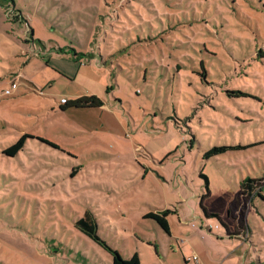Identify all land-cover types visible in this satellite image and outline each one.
<instances>
[{
  "label": "rangeland",
  "instance_id": "374dc122",
  "mask_svg": "<svg viewBox=\"0 0 264 264\" xmlns=\"http://www.w3.org/2000/svg\"><path fill=\"white\" fill-rule=\"evenodd\" d=\"M261 195L264 0H0V264H264Z\"/></svg>",
  "mask_w": 264,
  "mask_h": 264
},
{
  "label": "trees",
  "instance_id": "16d2710c",
  "mask_svg": "<svg viewBox=\"0 0 264 264\" xmlns=\"http://www.w3.org/2000/svg\"><path fill=\"white\" fill-rule=\"evenodd\" d=\"M22 16V12H20ZM203 68H205L203 66ZM205 71V69H204ZM206 71L203 73L205 75ZM229 96L233 97H252V94L240 89H233L227 91ZM103 105V101L100 97L96 95H85L75 99H66L63 103H61L60 107H71V106H101ZM34 136L33 134L24 133L15 143L11 144L7 148H5V154L9 156H15L22 148L24 147L27 138ZM257 142L247 143V144H237V145H215L211 147L209 150L205 152V157L210 158L214 155H218L224 153L231 149H240L247 148ZM203 175V174H202ZM206 179L207 190H209V178L207 175H203ZM261 178H252L246 177L242 180L240 185V190L247 191L248 194H252L257 188V182L260 181ZM238 193V194H239ZM262 196V195H261ZM264 199V196H262ZM172 212L171 209L162 210L160 212H149L146 214L147 217L154 218L161 225V227L166 231L170 232V225L167 220L168 215ZM208 214V213H207ZM209 215V214H208ZM77 224L81 226L83 232H85L89 237L97 241L99 244L104 246L107 250H109L113 255L112 264H141L140 258L138 254L133 255L130 258H125L122 256L117 250L112 248L98 233V227L95 220L89 214V211H86L84 216L77 220ZM230 232V231H229Z\"/></svg>",
  "mask_w": 264,
  "mask_h": 264
},
{
  "label": "built area",
  "instance_id": "2783aa9c",
  "mask_svg": "<svg viewBox=\"0 0 264 264\" xmlns=\"http://www.w3.org/2000/svg\"><path fill=\"white\" fill-rule=\"evenodd\" d=\"M11 87H12V89H14V88L17 87V83H16V81H12V82H11ZM12 89L7 88V89L5 90V94H10ZM197 260H198V256H197L196 254L193 255V256H189V257L186 259V264H190V262H192V261L197 262Z\"/></svg>",
  "mask_w": 264,
  "mask_h": 264
},
{
  "label": "crops",
  "instance_id": "0c3cea01",
  "mask_svg": "<svg viewBox=\"0 0 264 264\" xmlns=\"http://www.w3.org/2000/svg\"><path fill=\"white\" fill-rule=\"evenodd\" d=\"M85 96V95H84ZM79 97H81V96H79ZM79 97H77V98H79ZM169 217V216H168ZM169 218H167V220H168ZM168 222H169V220H168ZM140 258V257H139ZM141 264H143V262L141 263Z\"/></svg>",
  "mask_w": 264,
  "mask_h": 264
}]
</instances>
